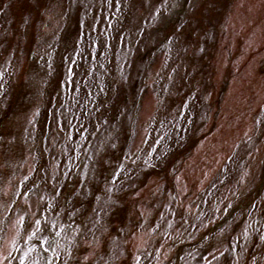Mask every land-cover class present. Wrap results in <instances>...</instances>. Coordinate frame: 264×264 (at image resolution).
Instances as JSON below:
<instances>
[{
    "label": "rangeland",
    "instance_id": "obj_1",
    "mask_svg": "<svg viewBox=\"0 0 264 264\" xmlns=\"http://www.w3.org/2000/svg\"><path fill=\"white\" fill-rule=\"evenodd\" d=\"M0 264H264V0H0Z\"/></svg>",
    "mask_w": 264,
    "mask_h": 264
}]
</instances>
